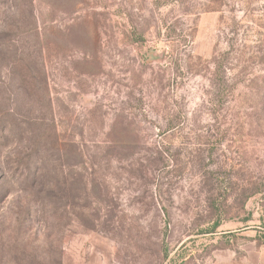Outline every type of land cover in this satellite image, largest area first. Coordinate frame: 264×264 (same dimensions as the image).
<instances>
[{"label":"rangeland","instance_id":"rangeland-1","mask_svg":"<svg viewBox=\"0 0 264 264\" xmlns=\"http://www.w3.org/2000/svg\"><path fill=\"white\" fill-rule=\"evenodd\" d=\"M0 264H264V0H0Z\"/></svg>","mask_w":264,"mask_h":264},{"label":"trees","instance_id":"trees-1","mask_svg":"<svg viewBox=\"0 0 264 264\" xmlns=\"http://www.w3.org/2000/svg\"><path fill=\"white\" fill-rule=\"evenodd\" d=\"M8 125H11V124H8Z\"/></svg>","mask_w":264,"mask_h":264}]
</instances>
